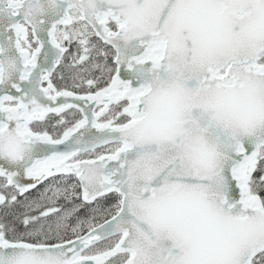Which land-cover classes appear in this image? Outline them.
<instances>
[{"label":"snow or ice","instance_id":"6c2138e0","mask_svg":"<svg viewBox=\"0 0 264 264\" xmlns=\"http://www.w3.org/2000/svg\"><path fill=\"white\" fill-rule=\"evenodd\" d=\"M0 264H264V0H0Z\"/></svg>","mask_w":264,"mask_h":264}]
</instances>
